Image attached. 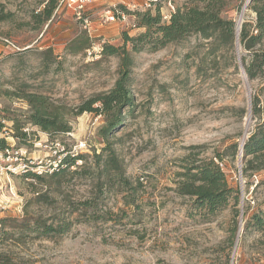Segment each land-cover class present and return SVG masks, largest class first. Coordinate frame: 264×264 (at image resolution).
I'll return each mask as SVG.
<instances>
[{
    "label": "rangeland",
    "instance_id": "1",
    "mask_svg": "<svg viewBox=\"0 0 264 264\" xmlns=\"http://www.w3.org/2000/svg\"><path fill=\"white\" fill-rule=\"evenodd\" d=\"M53 1L52 17L39 23L34 15L50 0H0V140L16 166L10 178L15 196L5 193L0 264H264V231L251 219L264 222V169L247 170L250 158L243 154L249 138L264 131V81L246 77L239 43L216 47L191 36L139 53L126 44L133 60L132 106L121 112L119 129L103 139L111 123L105 116L74 115L118 78L120 59L102 58V47L121 48L123 33L143 32L122 8L154 13L159 6L164 20L176 7L200 0ZM247 1L224 0L221 17L240 27L253 21ZM108 12L113 22L105 19ZM198 43L202 47L195 49ZM82 45L89 48L74 53ZM258 93L260 112L254 115ZM25 94L45 98L70 133L49 136L27 126V141L19 144L5 117L26 115L28 105L17 98ZM192 147H200L198 159L214 160L239 190L236 215L231 207L210 220L190 213V199L178 194L177 183ZM104 148L115 159L102 170ZM70 154L84 156L76 165L90 173L47 177ZM23 171L45 176L44 182L23 179ZM35 193L42 197L36 200ZM43 224L57 232H34Z\"/></svg>",
    "mask_w": 264,
    "mask_h": 264
},
{
    "label": "trees",
    "instance_id": "2",
    "mask_svg": "<svg viewBox=\"0 0 264 264\" xmlns=\"http://www.w3.org/2000/svg\"><path fill=\"white\" fill-rule=\"evenodd\" d=\"M199 2L196 5L176 7L164 18L165 21L162 19L159 6L154 9V13L149 9L144 12H132L122 8L126 15L134 16L137 19V28L143 30V32L135 37H129L127 33H123L124 45L121 48L112 45L102 47V58L118 57L120 59L118 78L111 90L104 94L92 95L76 107L74 116L78 117L85 113L105 116L111 123L109 127L103 129V139H107L112 132L117 131L122 125L121 112L132 106V97L129 90L132 82L131 68L133 60L125 50L126 44H130L133 53H139L145 49L155 51L168 44L186 42L191 36H195L201 41L211 40L216 47L224 48V46H228L233 49L234 44H236L237 26L232 20H225L221 17L224 0H200ZM54 9V1L50 0L39 15H34V18L41 20L39 23L49 21ZM249 10L254 14V20L244 22L238 31V43L244 54L241 56V63L249 81H264V0H251ZM200 47H202V44L198 43L195 49ZM88 48L89 46L84 45L78 48L75 47L74 53L79 54ZM4 93L8 94L7 91H4ZM258 95L259 93L256 94L253 100L252 112L254 115L260 112L257 104ZM17 98L24 100L28 105L29 109L26 115L22 119L17 117L5 118L12 124L13 137L19 144L25 145L27 141V135L22 131L27 126L35 127L49 136L70 133L71 129L60 115V112L51 109L46 99L41 95L25 94L24 97ZM126 112L128 113L129 109ZM2 128L0 124V130ZM5 146V142L0 140V148ZM200 149V147L191 148L194 152L187 159L189 161L188 166L178 175L180 178L177 183L178 194L190 199V213L196 214L205 220L217 217L229 207L236 215L238 211L236 208L240 204L239 190L228 185L224 172L214 160L198 159L200 156L198 150ZM102 150L108 153L107 159L100 163L103 167L102 170H104L107 169V166H113L115 157L109 149L104 148ZM235 153L236 149L233 150L231 155L233 156ZM243 154L245 157L250 158L247 162V170L258 171L264 169V163H262V167H251L255 161L264 160L263 130H258L249 138L243 146ZM102 155H99L97 159L99 160ZM214 158L222 161L223 156L215 153ZM77 162H84V156H72L71 154L65 156L59 160L57 169L47 177L57 179L66 174L88 175L90 172L77 167ZM22 178L42 183L45 176L26 171L22 174ZM35 194L36 200L42 197L38 193ZM251 219L256 230L264 231V222L260 217L253 215ZM5 222V219L1 221L4 228ZM34 230V232L46 237L57 232L46 224H43L40 229Z\"/></svg>",
    "mask_w": 264,
    "mask_h": 264
},
{
    "label": "built area",
    "instance_id": "3",
    "mask_svg": "<svg viewBox=\"0 0 264 264\" xmlns=\"http://www.w3.org/2000/svg\"><path fill=\"white\" fill-rule=\"evenodd\" d=\"M78 9L81 10L82 6L79 5ZM117 14V19L120 18L121 21H124V16L121 15L120 13ZM105 19L109 22H113L115 20V16H113L110 12L107 13ZM86 22V21H85ZM10 149L9 147L5 146L4 148H0V226H1V221L4 218V213L6 210H8L9 202L6 200L5 193H8L11 196H15V192L13 191V188L10 185V178L15 175L16 171V166H13L11 162V157H10ZM22 168L23 170H26L27 165H24ZM26 171H23L25 173ZM20 210V208L18 209Z\"/></svg>",
    "mask_w": 264,
    "mask_h": 264
},
{
    "label": "water",
    "instance_id": "4",
    "mask_svg": "<svg viewBox=\"0 0 264 264\" xmlns=\"http://www.w3.org/2000/svg\"><path fill=\"white\" fill-rule=\"evenodd\" d=\"M251 0H248L247 1V4L248 5L250 3ZM240 30V26H237V33H236V44L238 43V31Z\"/></svg>",
    "mask_w": 264,
    "mask_h": 264
}]
</instances>
